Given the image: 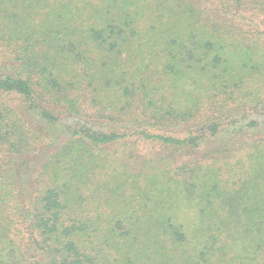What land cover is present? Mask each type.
I'll return each mask as SVG.
<instances>
[{"label":"trees","instance_id":"obj_1","mask_svg":"<svg viewBox=\"0 0 264 264\" xmlns=\"http://www.w3.org/2000/svg\"><path fill=\"white\" fill-rule=\"evenodd\" d=\"M0 48V264H264V0H0Z\"/></svg>","mask_w":264,"mask_h":264},{"label":"rangeland","instance_id":"obj_2","mask_svg":"<svg viewBox=\"0 0 264 264\" xmlns=\"http://www.w3.org/2000/svg\"><path fill=\"white\" fill-rule=\"evenodd\" d=\"M7 58L13 59L14 57L9 52L0 48V63L7 62V64H9ZM3 66L4 64H1V67ZM1 97L9 105L11 104V106H15L16 101H17L16 97L14 96L10 97L9 95H2ZM89 113L90 115H92V112H89ZM23 117L25 118L24 120L25 125L31 128H34L36 130H39V133L41 131L44 133V136L40 137L37 143L34 144L33 147H31V150H32L30 153L31 156H28V158L35 157V159L37 160V164L43 160V157L44 158L46 157V153H48L53 148L52 146H54L57 142L67 139L68 137L67 126L72 125L77 120V117H73L64 112H60L58 115V118L53 122H46L43 118L39 116L33 117L29 113L27 115H24ZM234 117L236 120H238V122L235 123V125H240L244 123L243 121L244 116L235 115ZM252 118L256 119L257 121H259V124L264 126V115L258 116V117L254 116ZM93 119H94V115H93ZM96 125H100V124L97 123ZM53 136L58 137L56 142ZM130 146L131 145L129 144L124 145V147L121 145H115V146L110 145L106 147L107 148L106 152L112 155H117V153L119 152L115 150L114 148L122 147L126 149ZM156 151L157 149L152 148V146H150L149 144L143 143V144H139L136 146L135 154H139L140 155L139 157H141L143 155H146L151 152H156Z\"/></svg>","mask_w":264,"mask_h":264}]
</instances>
